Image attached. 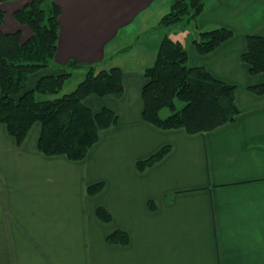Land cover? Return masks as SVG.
<instances>
[{"label":"crops","instance_id":"obj_1","mask_svg":"<svg viewBox=\"0 0 264 264\" xmlns=\"http://www.w3.org/2000/svg\"><path fill=\"white\" fill-rule=\"evenodd\" d=\"M29 1L0 0L6 13L0 30H21L22 42L32 30L14 13ZM174 1L56 0V64L121 67L122 97L85 99L93 111L108 107L120 120L101 131L79 161L41 153L40 124L22 146L0 125V264H264V94L249 89L264 75L252 74L242 59L248 36L264 34V0H207L188 38L177 39L188 49L190 66L237 86L236 119L195 134L160 129L142 115L145 69L170 35L160 22ZM216 27L234 36L201 54L193 40ZM75 71L86 75L85 67ZM61 72L40 70L28 89ZM164 145L171 151L140 172L137 162ZM101 181V192L87 193ZM99 207L110 212V222L98 217ZM115 231L125 232L129 242L109 243Z\"/></svg>","mask_w":264,"mask_h":264},{"label":"trees","instance_id":"obj_2","mask_svg":"<svg viewBox=\"0 0 264 264\" xmlns=\"http://www.w3.org/2000/svg\"><path fill=\"white\" fill-rule=\"evenodd\" d=\"M207 0H175L161 26L182 20H196L206 8ZM60 7L56 0H30L14 13L16 20L32 30L22 42V31L0 30V125L16 139L18 146L26 141L36 124L41 125L38 149L46 156L85 159L100 139L103 130L119 123V115L108 107L95 112L85 104L92 95L122 97L125 93L124 70L115 66L101 69L94 63L71 60L60 67L55 62L60 31ZM6 13L0 8V25ZM234 32L225 27L200 31L193 43L201 54H209L230 40ZM243 61L252 74L264 75V34L250 35ZM188 49L180 40L165 35L153 65L145 69L147 82L142 91L143 118L160 129H185L190 134L214 130L233 122L240 113L236 103L237 86L225 82L202 66H190ZM59 67L60 74L42 76L28 89L30 77L40 70ZM79 67L86 68L84 79L68 93L60 94L68 78ZM249 89L264 94V80ZM177 100L183 102L178 106ZM169 108L167 116L162 111ZM172 149L164 145L156 153L137 162L144 172L162 160ZM105 182L91 184L87 193L96 195ZM155 208V203L150 202ZM98 217L110 222L112 215L105 207L97 209ZM111 244H127L129 236L115 231L108 236Z\"/></svg>","mask_w":264,"mask_h":264},{"label":"rangeland","instance_id":"obj_3","mask_svg":"<svg viewBox=\"0 0 264 264\" xmlns=\"http://www.w3.org/2000/svg\"><path fill=\"white\" fill-rule=\"evenodd\" d=\"M194 21V20H192ZM193 22L191 21H180V22H176L173 23L169 26H162L163 29L167 30L170 34L171 37L176 38V39H181V40H186L188 38V36L190 35L191 31V24ZM84 79V76H82V72H74L72 74V76L70 78H68V80L66 81L64 87L62 88V90L60 91L59 95H62L64 93L67 92H71L73 91L76 86L79 84V82H81ZM178 106L181 107L183 105V102L180 100H177ZM170 109L169 108H165L162 111V115L163 116H167L170 113Z\"/></svg>","mask_w":264,"mask_h":264}]
</instances>
